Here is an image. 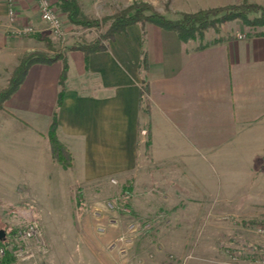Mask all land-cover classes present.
Listing matches in <instances>:
<instances>
[{"label":"crops","instance_id":"crops-1","mask_svg":"<svg viewBox=\"0 0 264 264\" xmlns=\"http://www.w3.org/2000/svg\"><path fill=\"white\" fill-rule=\"evenodd\" d=\"M176 1L183 12L214 4ZM38 12L34 0H0V88L25 54L47 52L30 37L46 34L38 27ZM140 24L86 58L63 48L67 71L58 108L62 61L29 66L0 104V194L33 188V201L52 203L72 182L79 192L100 195L111 177L121 183L131 174L132 189L135 179L150 178L151 171L159 178L189 179V191L197 193L199 178L214 160L228 178L245 177L247 156L264 161V29L207 43L206 37L181 41L172 30ZM143 85L147 107L140 100ZM55 111L57 137L73 156L69 167L55 162L49 150ZM100 199H90L96 219L106 209Z\"/></svg>","mask_w":264,"mask_h":264},{"label":"rangeland","instance_id":"rangeland-1","mask_svg":"<svg viewBox=\"0 0 264 264\" xmlns=\"http://www.w3.org/2000/svg\"><path fill=\"white\" fill-rule=\"evenodd\" d=\"M51 1L57 27L42 21L38 12V27L46 34L39 39L30 35L47 52L35 49L29 53L63 56L64 49L97 39L110 22L108 18L142 3L170 19L183 13L176 0H76L80 14L98 20L96 27L70 22L61 0ZM206 1L214 3L209 8L242 2L264 6V0ZM247 17L253 19L255 14ZM260 29L264 24L236 18L217 22L196 37L214 43L226 36L254 35ZM108 41L103 40L104 44ZM250 157L245 177H226L220 160L208 163L197 193L189 191L193 188L189 179L165 178L163 172L164 177L159 178L158 171H151L150 178L135 179L132 189L131 174L121 183L111 177L114 182L104 186L105 193L100 195L79 192L81 188L72 182L69 192L53 195L52 203L37 201L39 198L33 201V188L23 187L19 194H0V229L8 231L33 220L42 240L41 245L33 240L35 264H264V161ZM92 196L102 198L106 207L97 219L91 213ZM8 198H14L12 203Z\"/></svg>","mask_w":264,"mask_h":264},{"label":"trees","instance_id":"trees-1","mask_svg":"<svg viewBox=\"0 0 264 264\" xmlns=\"http://www.w3.org/2000/svg\"><path fill=\"white\" fill-rule=\"evenodd\" d=\"M61 7L67 13V17L70 22L86 26H99V22L96 19H90L79 12L76 0H61ZM145 11H149L145 14ZM254 13L253 19H248L247 15ZM219 14L218 17H216ZM241 19L252 25L264 24V6L256 3L242 2L239 4L227 5L223 7H215L208 9H201L195 12H183L177 19H170L158 13L152 9V7L146 3L137 5L134 8H130L121 13L114 14L108 20L110 21L105 31L90 43H83L72 45L69 50L81 51L85 58L93 52L104 50L106 44L103 40H113L114 37L124 32L125 29L135 23H152L165 30H172L176 32L178 38L181 41H187L196 35L201 34L202 31L210 26H216L217 22H226L233 19ZM33 36L41 38L39 33L33 32ZM48 44V40L44 38ZM203 47L202 44L198 46ZM56 60L62 61V69L59 76V92L57 96L56 107L58 108L62 101L65 91L64 81L66 78L67 63L60 53L53 56L45 55L41 52H32L24 56L19 64L14 68L8 84L6 87L0 89V104L8 98L18 84L23 80L25 73L30 65L34 63H45L50 64ZM140 65L143 69L147 66L146 55L143 54ZM148 92L146 86H142L140 89V100L148 106V100L143 98V95ZM56 111L53 113L49 129L47 132V139L49 143V150L52 159L62 167H69L72 165L73 156L71 152L59 141L57 137V118ZM126 204V203H125ZM127 206V205H126ZM251 223H255L252 221ZM2 244V241H0ZM0 264H14L13 258L9 253L0 260Z\"/></svg>","mask_w":264,"mask_h":264},{"label":"built area","instance_id":"built-area-1","mask_svg":"<svg viewBox=\"0 0 264 264\" xmlns=\"http://www.w3.org/2000/svg\"><path fill=\"white\" fill-rule=\"evenodd\" d=\"M41 20L57 27L58 19L55 7L51 0H35ZM9 17H14V10L9 9ZM31 27H26L25 32H30ZM114 182V180H111ZM124 209H127L126 207ZM40 232L33 220L26 221L23 225L4 231L2 244H0V260L9 253L14 264H35L33 262V240L35 244L41 245ZM41 240V241H40Z\"/></svg>","mask_w":264,"mask_h":264},{"label":"water","instance_id":"water-1","mask_svg":"<svg viewBox=\"0 0 264 264\" xmlns=\"http://www.w3.org/2000/svg\"><path fill=\"white\" fill-rule=\"evenodd\" d=\"M3 237H4V230L0 229V239H3Z\"/></svg>","mask_w":264,"mask_h":264}]
</instances>
